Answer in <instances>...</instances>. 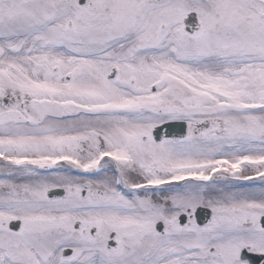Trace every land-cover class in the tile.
Listing matches in <instances>:
<instances>
[{"label":"snow or ice","instance_id":"snow-or-ice-1","mask_svg":"<svg viewBox=\"0 0 264 264\" xmlns=\"http://www.w3.org/2000/svg\"><path fill=\"white\" fill-rule=\"evenodd\" d=\"M0 264H264V0H0Z\"/></svg>","mask_w":264,"mask_h":264}]
</instances>
